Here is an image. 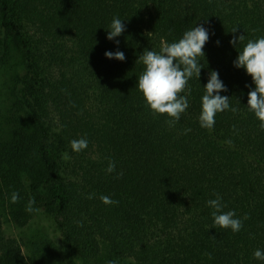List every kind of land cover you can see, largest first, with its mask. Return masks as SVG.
<instances>
[{
	"label": "trees",
	"instance_id": "obj_1",
	"mask_svg": "<svg viewBox=\"0 0 264 264\" xmlns=\"http://www.w3.org/2000/svg\"><path fill=\"white\" fill-rule=\"evenodd\" d=\"M113 18L125 31L108 40ZM196 25L209 32L205 57L170 127L136 87V60ZM233 27L245 36L237 48ZM261 37L264 0H0V264H60L44 238L26 256L5 233L39 208L60 230L62 264H264L253 256L264 251V131L247 107L251 76L233 64ZM116 50L123 61L105 57ZM210 70L237 109L211 130L198 119ZM80 138L87 148L72 151ZM217 195L240 231L213 227Z\"/></svg>",
	"mask_w": 264,
	"mask_h": 264
},
{
	"label": "clouds",
	"instance_id": "obj_2",
	"mask_svg": "<svg viewBox=\"0 0 264 264\" xmlns=\"http://www.w3.org/2000/svg\"><path fill=\"white\" fill-rule=\"evenodd\" d=\"M119 18H113L107 31L106 38L120 36L125 31V25ZM231 32L234 34L229 41L234 47L245 41L244 34L235 35L237 27H233ZM209 40V32L202 25H196L183 33L182 37L176 42H164L159 52L144 50L136 61L142 63L143 70L138 77L136 87L142 93L145 104L153 114H166L169 119L167 123L170 127L174 126L182 113L189 106L186 96L180 95L185 91L190 78L195 75L198 79L202 66L198 57H205L204 45ZM117 44L119 41H115ZM219 41H217V44ZM237 48V47H236ZM105 57L123 61L125 55L122 51H105ZM237 68H243L251 76L254 88L248 92L247 107L254 113L260 121V129L264 131V37L247 40L233 61ZM205 91L201 97V111L199 113V123L203 128L211 130L215 124L216 114L230 109L229 96L220 95L222 91H227L224 83L219 79L218 72L210 70L207 83L203 85ZM231 111H237L231 108ZM231 144V141H227ZM88 141L85 138L75 139L70 142L71 150L80 152L87 148ZM65 158H68L67 155ZM115 171V162L110 161L106 172ZM118 175H122L119 173ZM89 199L92 198L90 194ZM101 201L105 204H115L117 201L108 196H101ZM19 194L13 193L11 202L16 203ZM34 199L29 200L26 211H33ZM207 205L213 209V227L231 229L233 232L240 231L242 220L236 218L234 211L224 212V205L221 198L217 195L216 199L208 200ZM248 217L245 216L244 219ZM254 258L264 261V251L259 249L253 253ZM112 264V262H109Z\"/></svg>",
	"mask_w": 264,
	"mask_h": 264
},
{
	"label": "rangeland",
	"instance_id": "obj_3",
	"mask_svg": "<svg viewBox=\"0 0 264 264\" xmlns=\"http://www.w3.org/2000/svg\"><path fill=\"white\" fill-rule=\"evenodd\" d=\"M4 230L7 235H12L22 242V250L26 256L31 254L30 243L37 238H44L50 247L56 246V252L60 253L58 262L63 263V261L61 263V257L63 258L67 250L53 216L45 209L39 208L24 227H17L10 221H5Z\"/></svg>",
	"mask_w": 264,
	"mask_h": 264
}]
</instances>
